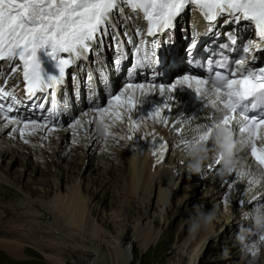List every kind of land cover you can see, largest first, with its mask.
<instances>
[{
    "label": "bare ground",
    "instance_id": "bare-ground-1",
    "mask_svg": "<svg viewBox=\"0 0 264 264\" xmlns=\"http://www.w3.org/2000/svg\"><path fill=\"white\" fill-rule=\"evenodd\" d=\"M193 8L194 6H188L185 12L178 17V20H180L177 29L180 31L175 32V36L186 35L187 28L195 30L200 27L199 22L196 19L194 20ZM126 11L132 10L128 8ZM184 15H187L188 18L185 19ZM132 16V20L137 19L135 23L143 19L142 13L139 12H133ZM245 31L247 33L248 30ZM246 37L248 38L249 34ZM248 44H252V42L249 41ZM44 60L47 61L46 58ZM4 62H8V60H4ZM172 77L168 82L156 85L171 86L177 79L182 78L177 72H174ZM134 84L147 83L137 82ZM125 87L126 85L116 89L110 95V100L112 96L124 93ZM188 91H190L188 88H177L170 94L171 99H168L167 96L161 97L158 90H151L147 96L143 97L137 91L133 95L135 107L131 110L127 108L120 109L121 119L105 115L102 122L98 120L96 109L108 108V101L101 103V106H85L76 114L69 116L65 124L52 126L55 128L53 131L47 129L35 130L28 134L29 130H25L26 134L21 138L19 133L13 134L11 132V125L0 130V252L12 258H19V256L22 257V254L28 255L27 250H25L28 248L42 256L46 260L45 262L50 264H66L68 260L72 259L71 253L74 252L80 256L82 255V259L87 261L86 264L130 263V248H123L120 242L122 237L126 238L128 236V224H118L116 221L118 215L112 212L111 215L108 214L109 216H107L103 207H100V209H103L99 213L101 215L100 221L97 218L98 221L91 224L98 203L104 200L102 195L92 205L90 198L84 195L88 192V186H77L76 179L68 190L63 191L58 182L55 189L52 188V185H49L48 190H46V184L36 183L43 185L38 189L43 198L38 200V198L35 199L36 197L33 194L30 197L25 192V190L28 191L29 188H32V184L26 181L23 185L21 182L22 175L12 176L13 173L10 172V169L18 160L23 162L24 159L27 162L20 165V167H23L25 171L30 168V165H33L31 173L41 172L45 168L41 164L46 158L47 150H51L50 153L54 155L57 153L56 148H59V144L62 142L64 145L63 150L67 152L71 150V147L72 149L82 148L84 150L83 153L77 154L78 161L72 157V161H76L77 165L72 166L68 171L69 180H73L72 173L74 172H76L75 177L80 176L85 166L86 169L83 172L86 171L88 174L99 169L100 160L105 158L110 159L113 166L119 165L120 168L125 169L119 170L117 168L118 173H124L127 169L128 181L124 183L123 188H120L118 183H114L112 189H115L117 194H125L124 191H127L133 199L137 200L139 208L143 211L140 218L145 217L142 221L135 223L132 227L130 226L133 230L131 237L135 239L136 243H139L142 251H145L151 245H155L158 240V234L154 232V225L147 223L149 217L146 214V209L151 200L157 205L159 211L161 205L169 198L167 205L164 207L166 208L164 217L166 212L167 215H170L169 218L175 215V218L179 219L178 223L173 217L174 221L172 223L173 225L176 223L178 226L186 218L190 223V218L195 216L196 208L205 211L215 208L217 200L223 194L222 199L218 201L215 208L216 210H222L220 219L223 222L220 219L218 220V223H220L217 231L215 229L217 223L213 222L211 226L198 232V239L191 246L192 248L190 247L187 256L188 263L186 262V264H197V261L202 264H223L224 260L222 259H220L221 261H203L206 255L214 256L225 253L221 250L223 248L227 249V253H225L227 257L235 252L240 251L241 253V248L237 249L240 244L237 243L234 237H237L236 235L239 232L251 230L253 227L251 221L246 220L242 213L251 210L255 206L264 205V186H257L253 189L251 184L248 183L250 177L238 175L241 169L253 173L258 172L257 168L248 160L246 149L241 148L238 143V151L235 156L237 167L230 173H223L221 164L215 165L216 153L214 152L210 154V159L205 163L199 175L190 174L187 171L184 149L188 142L197 138L198 134L194 130L204 124L211 123V119L219 116V113L211 107L208 99L202 97L201 102H193ZM126 98L127 96H125ZM165 103L169 104L168 108H164ZM157 107L161 108V118L159 120L149 115ZM130 117L131 121L137 125L131 132L129 131ZM75 120H80V125L75 128L70 127ZM88 121H91V123ZM129 135L133 139L129 140ZM238 138L239 135H236V139ZM12 140L23 141L24 143L27 141V143L23 146L17 144L11 148ZM94 141H99V144ZM162 143H167L168 147L164 152L163 159L157 162V157L153 155V152L158 151ZM93 144H98V148L102 151L96 158V164L92 162L94 157L92 156L93 151L90 149ZM105 144L106 147H103ZM211 145L210 142L209 147ZM114 146L119 151L118 155ZM87 147L90 149L91 155L84 156V153L88 151ZM107 147L108 149L105 150ZM20 150L22 154L18 155ZM41 150L46 151V153L44 154ZM125 150L127 158L124 155ZM106 151L110 152L106 153ZM28 152L34 153L30 155ZM72 153L76 154L77 152L73 150ZM51 154L47 158L54 159ZM112 155H114V158H112ZM32 156H39L38 159H34L39 161V166L29 160V157ZM60 157H57V159H60ZM80 157L87 159L85 161L80 160ZM115 157L119 162L116 163ZM7 159L13 160V162L11 161L10 164L5 162V165H1V162ZM87 160L89 163L85 164ZM182 166L183 170L179 172ZM107 170L104 169L103 171L107 172ZM100 172H98L97 178L89 176L93 184L95 180H98L99 183L92 194H95L98 188L102 187L101 184L104 183L102 174L104 172L101 174ZM63 174H67L66 170ZM62 179H65V177ZM44 181L47 182L48 180ZM229 182L233 184L231 190L228 187ZM186 184H189L187 188H185ZM181 186H184L182 196L179 200L173 201ZM195 195H200L202 198L196 202L194 200L196 199ZM252 196L257 197V199H252ZM192 202L197 204L193 209L189 208ZM175 203L176 207H174ZM201 203L202 207L200 206ZM107 205L112 206L113 204L109 202ZM88 220L90 222H87ZM158 220H161V218H158ZM167 220L164 218L163 221L168 222ZM157 223L160 224V221ZM222 228L224 230H221ZM227 233H231L230 239L225 240L223 234ZM87 235L91 238V243L88 246L78 241L79 239L85 241ZM213 241H216L214 246L211 245ZM187 242L188 238L182 244V255L185 254L184 248ZM219 244H225V246ZM68 247H71L74 252H66L65 248L68 249ZM263 255L264 248H261L260 256L256 261ZM242 257L245 258V256ZM244 262L246 260L242 264Z\"/></svg>",
    "mask_w": 264,
    "mask_h": 264
},
{
    "label": "snow or ice",
    "instance_id": "snow-or-ice-1",
    "mask_svg": "<svg viewBox=\"0 0 264 264\" xmlns=\"http://www.w3.org/2000/svg\"><path fill=\"white\" fill-rule=\"evenodd\" d=\"M121 5L142 13L147 23V36H156L174 28L177 18L191 5L210 23L222 15L231 18L225 23L249 22L254 26L259 41L264 42V0H0V61L19 60L13 72L19 71L22 75L28 99L35 97L38 92L48 93L49 90L54 96L57 86L65 80L66 69L77 60L87 59V54L93 51V44L98 41L103 44V37L109 35L113 13L123 11ZM113 40H118V34L113 36ZM231 43L236 44L235 37L231 38ZM195 46L194 42L189 47V55ZM153 47H156L155 43ZM254 49L264 50L261 44L244 46L245 58L234 61L236 68L227 75L216 73L211 80L184 75L167 87L152 83H128L124 93L112 96L108 108L96 109L97 118L101 122L105 115L121 119L119 110L135 107L133 95L137 91L143 97L151 90H158L161 97L171 99L170 94L177 88L192 89L198 97L208 99L211 107L219 113L218 118L211 119V123L194 130L198 135L193 142H205L209 147L211 131L219 127L228 131L234 140L233 127L238 125L239 138L234 141L250 152L258 172H264V111L259 115H248L251 110L264 108V67L245 71L247 56ZM141 50V47L136 48L137 53ZM44 58L51 62L56 74L45 71ZM146 60V57L138 59L137 66ZM227 64V59H223L219 67L227 68ZM9 98L12 101L10 104L0 103V130L11 125V132L19 133L21 138L26 134L25 130H29L28 134L35 130H55L51 125L54 110L42 118V123L34 119L25 120L21 116L11 115L17 111L14 106L19 103L14 94L0 90V99ZM250 99L252 103L249 105L246 102ZM38 107L43 108L44 105ZM168 107L169 104L165 103L164 108ZM149 115L159 120L161 108H155ZM129 119L131 132L137 125L131 121V117ZM80 123V120H75L70 127L75 128ZM128 139L133 137L129 135ZM209 149H212V145ZM165 150L166 145L160 144L159 150L153 152L157 162L163 159ZM221 159L222 156L216 153L215 165H220ZM256 173L243 170L238 175L250 177L248 183L252 184ZM228 187L231 190L233 184L229 182Z\"/></svg>",
    "mask_w": 264,
    "mask_h": 264
},
{
    "label": "rangeland",
    "instance_id": "rangeland-1",
    "mask_svg": "<svg viewBox=\"0 0 264 264\" xmlns=\"http://www.w3.org/2000/svg\"><path fill=\"white\" fill-rule=\"evenodd\" d=\"M94 142L99 144V141L98 142L94 141ZM11 143H12L10 145L11 148L15 147L17 144L20 146L25 145V143L23 141L18 142L16 140H12ZM98 144H95V145L93 144L94 146L91 145V147H90L91 151H93L92 156L94 157L92 162L95 164H96V158H98V154L101 151L98 148ZM42 146H43V144H42ZM103 147H106V144ZM63 148H64V145L61 142V144H59V148H56L57 153H55L54 155L50 153L51 150H47V153H46V151H42L43 150L42 149L41 152H43L44 154L46 153L45 154L46 158H44V160L42 162L43 164H41V165L44 166L45 168L41 172H38L37 174L31 173L33 165H30V168L26 171L24 170L23 167H20V165H22L23 163L26 164V162H27L26 159L22 160L23 162L18 160L13 165V167L10 169V172L13 173L12 176L22 175L21 176L22 177L21 182L23 185H25L26 181H28L30 184H32V186H31L32 188H29L28 191L25 190V192L29 196L33 194L36 197V198L35 197L34 198L35 199L38 198V200H41L43 198L42 195L38 192V189H40V187L43 186V185H39L40 183L46 184L47 185L46 190H48L49 185H52V188L55 189L56 183L58 182L61 185V190L63 191V190H68V188L73 184V181L77 179V181H76L77 186H79V187L88 186V192L84 195H86L90 198L91 204L96 203V200L101 195L104 198V200H102L98 203V205L96 207L95 216L92 218L91 224H94V222H97L98 221L97 218L100 221L101 215H99V213L103 210V209H100V207L104 208L107 216L111 215L112 212L113 213L115 212L118 215V217L116 219L118 224H124V223L128 224V226H127L128 236L126 238L122 237L120 239V242H121L123 248H126V249L130 248L129 250L131 251V261L129 264H186V262L188 263V257H187L188 252L190 251V247L198 239L199 234L197 232V234L195 233V234L189 235L190 234L189 233V223H188L187 218L185 220H183V222L180 225L177 226L176 223H178L179 219L175 218V215L172 216L176 221V223L174 222L175 223L174 225L172 223V221H174L173 218L172 217L169 218L170 215H167V212H166V215L164 217V214H165L164 211L166 209L164 207L167 205L169 198H167L165 203L161 205L160 209L162 211L161 210L158 211L157 205H155L154 201H152V200L150 201L149 205L147 206L146 214L149 217L147 220V223L151 224L152 226L154 225L153 226L154 232H155V234H158V240H157V243L155 245H151L145 251H142L139 247V243H136L135 239L133 237H131V234L133 232L131 227L134 226L135 223L142 221V219L145 217L144 216V217L140 218L141 214H143V211L139 208L140 206L138 205V202H136L137 200L133 199V197H131L130 194L127 193V191H124L125 194H122V193L117 194V193H115L116 190L112 189L114 183H118V186L120 188L121 187L123 188L124 183L128 181L127 180L128 179L127 169L124 173H118L119 171H116L117 168H119V170H122V169L125 170V169L120 168L119 165L113 166L112 161L110 159L105 158V159L100 160L101 165H103V166L105 165L104 168H103V166L101 167V165L99 164L98 165V166H100L99 169H96L95 171H92L88 174V172H86V171L83 172L86 169V166H85L82 169L80 176L75 177L76 172H74V173H72L73 180H69L70 177H69L68 171H70L72 166L77 165L76 161L73 160L74 161L73 162L72 159L76 158L75 160L78 161L79 157L77 158V154L83 153L84 150H82V148H80V149L79 148H77V149L73 148L72 149V147H71V150L67 152V151L63 150ZM90 149L89 148L87 149L88 151H87V153H84V156L91 155ZM107 149H108V147L105 150H107ZM114 149H115L116 154L118 155L119 151L117 150L116 146H114ZM73 150L76 151L77 153L76 154L72 153ZM107 152H110V151H106V153ZM33 153L34 152H30L29 154L32 155ZM19 154H22L21 150L18 152V155ZM50 154L54 157V159L47 158ZM124 155L127 158L126 150H125ZM168 155H169V153H168ZM59 156H61L60 159H57V157H59ZM38 157L39 156H35V157L32 156V157H29V160L32 161V163H36L39 166V163H38L39 161L34 160V159H38ZM112 158H114V155H112ZM82 159L85 161L87 158H81L80 157V160H82ZM100 159H101V157H100ZM115 159H116V157H115ZM11 161L13 162V160L7 159L4 162H1V165H5V162L10 164V163H12ZM117 161L119 162L118 159H116V163H117ZM55 163H56V167H55ZM88 163H89V161L87 160L85 162V164H88ZM50 166H52V167H50ZM90 168L92 169L93 167H90ZM104 169H108L107 172H104L103 171ZM65 170H66L67 174H63V173H65ZM182 170H183V166L179 169V172H181ZM99 171H101L100 174L102 172H104V173H102L104 183L101 184L102 187H99L98 191L95 194H92V191H94V189L96 187H98L97 185L99 183H98V180H95L94 184H93V182L91 181L89 176H91V178H97V174ZM61 175H63V176H61ZM63 177H65V179H62ZM66 177H68V178H66ZM57 178H59V179L57 180ZM44 180H48V181L46 182ZM34 183H35V185H34ZM36 183H39V184H36ZM188 186H189V184L188 185L186 184L185 188H187ZM183 187L184 186H181L178 194L176 195L175 199H173V201L180 199V197L182 196V193H183V191H182ZM222 196H223V194L217 200L215 208L218 204V201H220L222 199ZM200 198H202V197L200 195H198V196H196V199H194V200L197 202ZM129 199H130V201H128ZM109 202H111V204H113V205L112 206L107 205V203H109ZM193 202H192V204L190 203V205H189V208H191V209H193L197 205V204H194ZM175 205H176V203L174 204V207H176ZM200 206L201 207L203 206L202 203L200 204ZM221 212H222L221 209L220 210L217 209V219L215 221H213L214 223H217V226L215 225L216 231H217V229L219 227L218 225L220 223V222L218 223V220L222 217ZM158 218H161V220H158ZM164 218H165V220L168 219L167 220L168 222L163 221ZM158 221H160V224L157 223ZM87 222H90V220H88ZM221 222H223V220H221ZM87 236L88 237H86V239H85L86 242L83 239H79L78 241H80L81 244L88 246L91 243V238L89 235H87ZM229 236L230 235H228V233L223 234V237H225V240L230 239ZM187 238H188V242L186 243L187 245L184 248L185 254L182 255L181 247H183L182 244L187 240ZM255 238H256V236H253V238H251V239L255 240ZM83 241L86 244H84ZM215 244H216V241L211 242V245L214 246ZM219 245L225 246V244H219ZM239 247L241 248V246H238L237 249H239ZM25 250H27L28 255H23V254L21 255L20 254L22 257L19 256V258H12V257L4 255L2 252H0V264H50L48 262L46 263L45 262L46 260L44 258H42V256H40L39 254L32 252L28 248ZM65 250H66V252H68V251L74 252V251H72L71 247H68V249L65 248ZM221 250L225 251V248H223ZM71 255H72V257H71L72 259L68 260L66 264H86L87 261H86V259H82V257H83L82 255L80 256L76 252L71 253ZM220 259L224 260L223 264H242L244 260H246V262H244V264H248L250 257L245 256V258L243 259L242 253H240V251H239L237 253L236 252L233 253L232 255H230V257H227V255L225 253H221L219 255H214V256L213 255H206V257L203 261L210 262V261H215V260H220ZM201 262H202V260H201ZM110 264H112V262ZM197 264H202V263H200V261H197ZM255 264H264V255L262 257H260L259 260L255 261Z\"/></svg>",
    "mask_w": 264,
    "mask_h": 264
},
{
    "label": "clouds",
    "instance_id": "clouds-1",
    "mask_svg": "<svg viewBox=\"0 0 264 264\" xmlns=\"http://www.w3.org/2000/svg\"><path fill=\"white\" fill-rule=\"evenodd\" d=\"M209 140L212 144L211 150L205 142L195 143L191 141L186 144L184 155L187 160V171L190 174L199 175L213 152L222 156L223 173L227 174L233 171L237 167L235 156L238 151V144L233 140L230 133L223 127L213 128ZM252 179L251 186L253 189L257 186H264V172L256 173ZM242 215L246 220L251 221L253 227L251 230L239 232L236 240L241 246L242 256L250 257L248 264H255L256 259L260 256L261 248H264V205L255 206ZM216 219L217 210L215 208L207 211L196 208L195 216L190 218L189 233L195 234L201 229L211 226ZM252 236H256V239H251ZM225 253H227V249H225Z\"/></svg>",
    "mask_w": 264,
    "mask_h": 264
}]
</instances>
